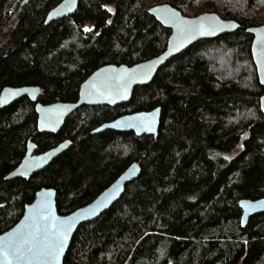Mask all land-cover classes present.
<instances>
[{
	"label": "trees",
	"instance_id": "trees-1",
	"mask_svg": "<svg viewBox=\"0 0 264 264\" xmlns=\"http://www.w3.org/2000/svg\"><path fill=\"white\" fill-rule=\"evenodd\" d=\"M10 1L0 0V36L14 14ZM61 1L25 0L17 8L0 43V92L35 86L43 105L72 103L98 68L159 55L170 31L148 14L155 5L169 4L187 17L213 12L240 28L168 61L128 103L76 111L58 134L37 131L35 104L25 97L0 109V234L19 221L39 189H54L58 213L67 215L136 162L138 178L106 213L78 228L64 264H264V213L241 227L239 208L241 200L264 198V87L246 33L264 25V0H82L73 16L44 26ZM157 107L154 136L91 134L122 115ZM29 140L37 154L65 140L71 146L28 181H6Z\"/></svg>",
	"mask_w": 264,
	"mask_h": 264
},
{
	"label": "water",
	"instance_id": "water-1",
	"mask_svg": "<svg viewBox=\"0 0 264 264\" xmlns=\"http://www.w3.org/2000/svg\"><path fill=\"white\" fill-rule=\"evenodd\" d=\"M82 0H62L51 9L44 21L47 26L58 20L71 17ZM112 12V8H108ZM148 14L165 29L170 31L165 49L159 55L144 62L126 65H104L95 70L79 87L75 102L43 105L38 102L39 87H5L0 92V109L6 108L21 98L34 103L36 128L39 133L58 134L65 121L76 111L85 107L115 108L131 100L136 88L148 86L168 61L183 53L199 41L215 39L224 34L236 32L240 25L234 20H224L216 13L204 12L195 17L183 16L169 4L151 7ZM111 22V19H110ZM246 33L252 36L251 57L258 81L264 87V25L250 27ZM260 111L264 116V94L260 98ZM161 119L160 107L150 111L122 115L115 120L95 128L91 134L105 131L133 133L136 137L157 134ZM244 139H247L245 136ZM71 146L65 140L57 146L37 154L35 144L29 140L26 152L18 164L5 176L6 181L22 179L28 181L34 174L46 169L56 158ZM140 166L131 163L107 188L87 205L67 215H60L56 208V191L41 188L33 201L24 207L19 221L9 230L0 234V244L11 243L19 246L23 258L9 255L7 259L0 253V264H64V257L78 228L98 219L123 196L125 187L138 178ZM240 224L244 227L253 215L264 213V198L241 200ZM66 233V238H65ZM58 255L50 259L44 253L59 244Z\"/></svg>",
	"mask_w": 264,
	"mask_h": 264
},
{
	"label": "snow or ice",
	"instance_id": "snow-or-ice-1",
	"mask_svg": "<svg viewBox=\"0 0 264 264\" xmlns=\"http://www.w3.org/2000/svg\"><path fill=\"white\" fill-rule=\"evenodd\" d=\"M66 238V233H65ZM62 243L58 246H55L54 248L46 250L44 253L47 257L50 259H54L56 255H58L59 249L62 248ZM0 253L3 254V258L7 259L9 255L13 256V258L20 259L23 258V253L21 251V248L19 246H14L11 243H4L0 244Z\"/></svg>",
	"mask_w": 264,
	"mask_h": 264
},
{
	"label": "rangeland",
	"instance_id": "rangeland-1",
	"mask_svg": "<svg viewBox=\"0 0 264 264\" xmlns=\"http://www.w3.org/2000/svg\"><path fill=\"white\" fill-rule=\"evenodd\" d=\"M24 1H25V0H11V1H10L8 8L11 9V10H13V11H14V14H13V17H11L10 21L8 22V24L6 25V27H5V29L3 30V32L1 33V36H0V43H1L2 41H4V39L6 38V36H7L8 33H9L10 29L14 26V24H15V22H16V18H17V17H16V15H17V8H18V7L20 6V4H21L22 2H24ZM204 12H206V11H204ZM204 12H203V13H204ZM245 136L247 137V135H243V136H242L243 140H245V139H244ZM240 149H241L240 147L237 148L232 154L238 152Z\"/></svg>",
	"mask_w": 264,
	"mask_h": 264
},
{
	"label": "flooded vegetation",
	"instance_id": "flooded-vegetation-1",
	"mask_svg": "<svg viewBox=\"0 0 264 264\" xmlns=\"http://www.w3.org/2000/svg\"><path fill=\"white\" fill-rule=\"evenodd\" d=\"M111 21H112V19H111ZM109 22H110V20H109ZM111 122V121H110Z\"/></svg>",
	"mask_w": 264,
	"mask_h": 264
}]
</instances>
